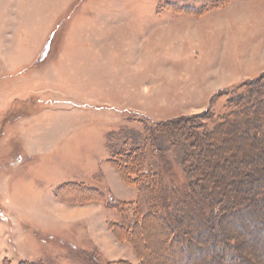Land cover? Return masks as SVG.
Listing matches in <instances>:
<instances>
[{
    "label": "rangeland",
    "instance_id": "374dc122",
    "mask_svg": "<svg viewBox=\"0 0 264 264\" xmlns=\"http://www.w3.org/2000/svg\"><path fill=\"white\" fill-rule=\"evenodd\" d=\"M261 75L264 0H0V264H264V126L255 141L213 135L239 162L213 174L211 208L214 185L182 164V130L156 129L208 110L213 130L229 93ZM134 151L163 192L110 163ZM195 193L203 207L180 201ZM154 199L131 238L139 258L117 227Z\"/></svg>",
    "mask_w": 264,
    "mask_h": 264
},
{
    "label": "trees",
    "instance_id": "16d2710c",
    "mask_svg": "<svg viewBox=\"0 0 264 264\" xmlns=\"http://www.w3.org/2000/svg\"><path fill=\"white\" fill-rule=\"evenodd\" d=\"M232 91L235 92V94L232 96L233 93H229L230 96L227 99V110L229 113L220 118V120L218 121L220 124L217 125L216 123L217 126L213 130H209V128L205 126L208 122L213 123V115L210 114L208 110L202 115H197L186 119L182 118L168 122H162L156 125L157 131H162L163 133H166L168 131L172 132L173 130H182L180 133H183V135H181L180 138L182 137L183 141H177L178 143L184 144V146H181L180 152L182 164L186 165V167L188 168H191L193 172V176L191 179L193 180V182L196 181V183H200V180L197 181L199 176H197L196 174H198L199 172H203L207 176L206 180L211 185H214L215 192H211L210 202H207L205 201V199L201 198L205 205L209 208H211L210 204L213 203V200L217 204L222 203V178H214L213 174L222 169V165H224V163L222 162H224L225 160L227 161H225V164H229V162L231 161V164L234 166L238 165L239 162L234 161V159H230L228 157L222 159L224 153H222V148L214 146L215 144L212 141L213 135L218 133L219 130L222 131L226 129L236 128L237 130L243 131L247 137H250L255 141L257 139H261V134H255L256 131L254 133L251 131H254V128H257L258 125L260 127L264 126V75H261L254 81H251L247 84L245 83ZM261 153H264V151L261 150ZM131 154L134 156L133 159H131L132 156H128V154L126 153H118L117 155H114L112 161H110L112 166L119 172L125 183L134 187L143 188L145 192L148 193V196H153L154 190L155 192H161V190L163 192V189H161V180L158 175H148L145 173V161L143 155L141 153L136 154L135 151ZM209 156H212V158L210 159ZM216 156L220 157V163L217 161L218 159H214L216 158ZM200 164H205V166H200ZM211 174L212 176H210ZM250 182L251 179L247 182L248 186L250 185ZM191 187H195V183L194 186L191 185L189 188L192 190L193 188ZM182 195H184V193ZM190 195L194 198L197 197V193H195V195L189 194L188 196L186 195L185 197H182L180 201L189 199L191 203L195 204L196 206L201 205V207H203L202 201H198L197 199L195 200ZM223 198H225V196ZM153 201L154 206L149 209L147 213L141 215V213L137 210V216L141 215V219L139 218L140 220H138V218L136 217V220L131 226L117 227L118 231H121L120 233H123L124 240H128L131 243L132 247H134L136 255L139 258H141L139 256L140 253L137 250L136 243L131 241V238L136 234V232L137 234L139 233V231L141 232V229L143 228V222L147 214L151 213L152 215L156 216L158 206L156 199H154ZM197 203H199V205ZM211 215L212 213L209 214L210 217H212ZM159 217L158 218L161 220L164 219L161 215ZM168 227L167 235L168 237L170 236V238L168 239L170 242L173 241L172 239L176 237L177 234L175 230L176 227H174V229L173 227L170 228L169 225ZM185 251L186 250H181L179 252V255L182 259L186 258V255H182V252ZM194 251H196L194 256L198 257L197 260H202V258H205L206 253L204 251L203 245H195ZM190 254L192 256L194 252ZM187 259H190V257Z\"/></svg>",
    "mask_w": 264,
    "mask_h": 264
}]
</instances>
